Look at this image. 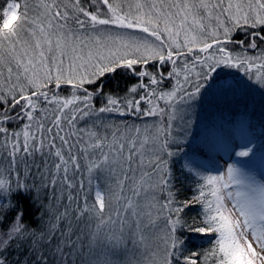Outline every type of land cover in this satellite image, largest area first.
<instances>
[{"label": "snow or ice", "instance_id": "obj_1", "mask_svg": "<svg viewBox=\"0 0 264 264\" xmlns=\"http://www.w3.org/2000/svg\"><path fill=\"white\" fill-rule=\"evenodd\" d=\"M36 7L32 18L27 0L0 8V264H201L191 234L214 236L205 264H264V176L250 161L206 170L184 150L188 117L218 70L264 88L246 55L264 43V0H177L175 13L137 3L135 15L110 0H91L95 11L81 0ZM135 29L147 35L127 31ZM238 29L244 39L233 38ZM120 69L138 82L123 96L106 93L103 78ZM116 115L153 119L141 126ZM251 144L234 155H254ZM189 185L193 194L179 199Z\"/></svg>", "mask_w": 264, "mask_h": 264}, {"label": "trees", "instance_id": "obj_2", "mask_svg": "<svg viewBox=\"0 0 264 264\" xmlns=\"http://www.w3.org/2000/svg\"><path fill=\"white\" fill-rule=\"evenodd\" d=\"M30 5H33L37 11H42V8H37L36 5L40 3V0H28ZM115 0H110L114 3ZM51 2V0H48ZM63 6L68 3L69 0H58ZM190 3H195L196 0H189ZM153 4V2L151 1ZM81 4L90 11H95V7H91V0H81ZM151 4V5H152ZM4 6V0H0V8ZM102 7V6H101ZM106 9V6H104ZM125 12H130L123 8ZM71 11V9H69ZM101 11L102 8H101ZM106 11V10H105ZM35 14V13H34ZM132 15L134 13L131 12ZM191 16L189 17V23L186 24V28L191 27ZM205 24V28L208 29L209 23L214 27L215 21H209L204 19L202 21ZM163 26V25H162ZM74 27V25H73ZM185 30H180V35L177 37L178 42L183 43L185 38ZM259 30V29H257ZM133 32H139V29L131 30ZM198 31V29H194ZM251 31V29H249ZM147 35V34H145ZM264 35V32H262ZM245 33L236 30L233 34L235 40L244 39ZM210 42V41H209ZM247 43V42H246ZM257 49H248L246 55L255 58L253 63L256 65L251 69V73L254 75L259 72L264 74V43L257 40ZM230 49L240 51V48L236 45H231ZM186 51V50H184ZM194 54L203 55L199 53L198 49H194ZM189 60L191 57H188ZM177 66H182L181 61H178ZM157 67L156 62H153L149 66V70L154 71ZM171 69V64L165 66V73ZM139 70V69H137ZM105 92H111L113 95L123 96L128 87L136 84L137 77L133 76L130 72L120 69L115 74H108L104 78ZM145 83L147 80L145 79ZM166 86H170L171 82L166 81ZM89 90H93L89 87ZM71 86L64 85L59 90L61 97H68L71 95ZM95 104L100 106V100L96 99ZM145 105H142L144 107ZM116 117V123L126 122L128 124L143 125L145 122L151 123V117H140L126 115V116H114ZM188 119L191 121L187 125V139L184 145V150L189 151V146L195 149V158L200 162L209 163L210 160L216 158L215 145L220 140V136L231 140H251L252 147L254 148V155L264 158V88L255 84L253 81H249L244 74L237 73L236 69H223L218 70L213 81L210 82V86L202 93V98L199 99L195 105L193 113ZM90 123V122H89ZM202 125L204 129H198ZM83 123L78 124V127H84ZM211 129L207 131L208 127ZM216 132L210 133L212 129ZM247 132L240 134V137L236 136V132L240 130ZM11 130V129H10ZM202 130V131H201ZM207 131V132H206ZM206 132V133H205ZM242 143V142H240ZM74 153L76 149H73ZM102 187H104L102 185ZM189 187H185L181 190L179 199H187L192 195ZM27 208L26 221L30 226L36 227L39 221L36 220V208L25 203ZM199 211V206H194L191 210L187 211L186 219L196 216ZM192 239L188 243L187 247L189 251H199L201 253V264H205L203 260V253L206 250L211 249L214 236L211 234H191ZM207 264H211L208 261Z\"/></svg>", "mask_w": 264, "mask_h": 264}, {"label": "rangeland", "instance_id": "obj_3", "mask_svg": "<svg viewBox=\"0 0 264 264\" xmlns=\"http://www.w3.org/2000/svg\"><path fill=\"white\" fill-rule=\"evenodd\" d=\"M151 1L153 3L156 4L157 8H161L163 11L167 12V11H172L173 13H175V9L171 7V5H174L177 0H115L114 2L115 3H121L123 5V8L134 13V15L136 14L137 12V9H136V4L137 3H140V4H143L145 7H144V11H148V9L151 7ZM27 2H29L27 0ZM179 2L182 4L184 2V0H179ZM29 4V3H28ZM103 11H105V7L102 6L101 7ZM41 11H37L36 8L33 6V5H30L29 4V16L30 18L32 17H35L37 15H39ZM35 13V14H34ZM181 17H175V23L173 24V27L174 28H178L179 27V21H180ZM185 28H186V25H185ZM128 32H133L131 30H127ZM138 35H145V34H142L141 32L137 33V32H134ZM90 33H85V35H88ZM186 34V32H185ZM24 39H30L29 37H27V35L25 34ZM107 47H110L112 48L113 50L115 49V47H117V45H113L111 42H105ZM158 43V42H157ZM88 47L89 48H92L93 51L96 50V46H95V42L94 41H89L88 42ZM88 51V48H85L84 49V54L86 55ZM118 117V115H116ZM115 119V122H116V117H113ZM142 126V125H141ZM198 129H204V127L202 125L199 126ZM201 130V131H202ZM236 150H239L238 149V143H234L232 142L229 146V150L226 151V152H221L220 150H218V154H216L217 159L211 163H208V164H204V169L206 170H215L216 168H219L220 170H223L224 168H226V165L227 163H233V162H236V161H239L238 158H236V156L234 155V152ZM227 154V159L225 158V156H220L221 154ZM240 159H243V161H240L242 164L243 163H247L250 161V170L256 174L257 176H263L261 171H260V167L258 165V159L256 158H240ZM131 255L133 256V258H138L139 254L137 252H133L131 253ZM125 257L124 255L122 254L119 259L123 260Z\"/></svg>", "mask_w": 264, "mask_h": 264}]
</instances>
